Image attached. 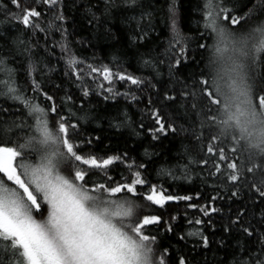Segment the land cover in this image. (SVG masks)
<instances>
[{"label":"snow or ice","instance_id":"obj_1","mask_svg":"<svg viewBox=\"0 0 264 264\" xmlns=\"http://www.w3.org/2000/svg\"><path fill=\"white\" fill-rule=\"evenodd\" d=\"M102 3V11L96 9L101 11V17L92 12V20L100 22L101 18L107 20L111 17L116 7L115 0H102ZM121 3L124 11H135L139 6L138 0H121ZM176 7L175 3L171 4L169 14L173 20V52L177 46L179 52L169 61L174 87L163 93L165 106L180 102L186 111L191 108L195 115L205 117L199 120V128H192L191 135L198 141L202 140L205 127L211 130L219 123L229 128L234 126L239 134L238 140L247 138L252 141L255 136L252 146L264 151V127H261L264 126V59L261 58L264 54V23L246 32L230 30L242 26L243 21L257 14V9L264 11V0H256L243 15L233 14L235 9L226 6L223 0H204L201 8L204 31L198 40L214 38L211 46L212 74L205 76L201 71L199 76H185L184 79H180L178 74L181 58L185 65L189 63V42L175 29ZM43 8L54 12L57 20L65 21L62 0H0V13L5 16L0 24L14 21L28 31L44 30L37 23ZM57 28L61 30V26ZM65 32L66 29H63L62 36ZM109 32L106 30V37ZM147 35L148 32L141 27L140 34L133 39L143 41ZM196 47L201 50L209 48L204 42H197ZM64 48L67 50V44ZM8 55L29 59L27 74L31 78L33 96L29 98L23 92L16 82L15 69L8 66L5 56H0V74L4 77L0 79V97L23 105L35 120V128L33 135L15 147L0 144V264H170L169 248L159 245L158 251L157 235L147 232L150 227L161 225L163 217L156 214L137 216L139 205L136 200L163 209L169 202L191 201L192 196L168 194L163 186L158 187L147 178V165L136 164L127 152L100 155L94 151V140L99 141L100 138H82L80 132V121L87 120L88 116L76 117L74 111L62 114L63 104L61 109H57L53 95L45 91L33 76L37 68L30 59L34 53L27 42L16 37ZM192 62H195V57ZM144 63L150 65L151 61ZM83 64L84 61L76 59L74 55L69 56L66 61L68 71L64 75L80 88L84 97L89 96L91 91L85 87V82L91 80L97 83V78L100 81L97 87L104 93L105 100L131 96L133 101L139 102L131 89L121 93L114 85L124 82L138 90L148 85L145 79L125 72H114L107 65L97 67L87 64L85 71L84 67H80ZM40 94L51 102L47 109L34 103ZM67 100L73 101V97L68 95ZM189 101L192 103L189 104ZM198 102H203V107H199ZM148 105L151 106L149 118L154 125H158L148 129L154 141L159 140L160 135L166 137L169 131L176 132L172 124L166 127L160 109L153 105L151 98ZM67 106L71 108L73 105ZM7 112L8 109L0 108V113ZM218 113L222 114V118ZM50 116L56 120L54 129L50 127ZM95 119L100 117L96 116ZM140 127L145 125L141 123ZM18 130L24 129L20 127ZM238 140L234 138L230 142L228 151L232 153L231 157L225 155L224 147H219L218 159L226 162L222 178L226 184L237 186V191L231 192L232 197L238 195L239 185L243 183L264 203V157L255 167L245 164L240 160L235 146ZM220 141L221 138L212 135L206 153L215 154V146ZM37 144L43 151L38 161L29 162L26 155ZM145 155L148 153L145 152ZM203 163H207V160ZM119 166H123L127 175L122 172L118 179L110 173ZM215 172H222L219 163L215 164ZM159 174L173 175L171 170L164 168L160 169ZM257 174L260 175L258 181ZM145 188L147 191H142ZM217 198L213 196L212 200ZM249 198L252 199L251 196ZM253 204H256L255 200ZM188 206L197 208L194 204ZM200 211L204 216H210L219 209L205 206ZM244 218L245 211L238 210L236 218L224 227L227 233L232 226L240 225V231L246 237L257 240L256 245L242 248L236 264H264V212L257 225L250 221L245 225L242 222ZM194 222L197 225L204 223L200 219ZM164 223L166 231L172 232L171 223ZM208 223L211 225V220ZM188 235L199 236L202 247H209V237L202 232H190ZM179 239L184 240L185 237ZM176 264H187L186 257L178 256Z\"/></svg>","mask_w":264,"mask_h":264},{"label":"trees","instance_id":"obj_2","mask_svg":"<svg viewBox=\"0 0 264 264\" xmlns=\"http://www.w3.org/2000/svg\"><path fill=\"white\" fill-rule=\"evenodd\" d=\"M138 2L139 6L135 11H124L121 0H115L116 7L111 17L107 20L101 18V21L97 22L92 20L91 13L95 12L97 17H101L102 0H62L65 21L57 20L54 12L43 8V14L37 23L44 30L28 31L14 21L11 24H0V56H5L9 62L8 66L15 69L17 84L31 98L33 96L31 78L27 74L29 59L25 56L8 55L16 37L27 42L34 53L30 59L37 68L33 76L45 91L53 95L57 109H61L63 104L62 114L67 115L74 111L76 117L88 116L87 120L81 119L80 132L82 138H100L99 141L94 140V151L100 155L104 153L119 155L127 152L129 158L136 164L147 165V178L158 187L163 186L168 194L192 196L191 201L169 202L163 209L150 206L143 200H136L139 205L136 209L137 216L156 214L163 217L161 225L152 226L147 232L157 235L158 251L159 245L169 248L170 264H176V258L180 255L186 257L187 264H236L242 254V248L256 245L257 240L246 237L240 231V225L232 226L231 231L227 233L224 227L230 220L236 218L238 210L245 211V218L242 221L245 225L249 221L257 225L264 212V203L260 202V198L250 188L241 183L238 195L232 197L231 192L237 191V186L226 184L222 178L226 170V162L218 159L219 147H224L225 155L231 157L232 153L228 151L231 147L230 142L234 138L238 140L239 134L235 132L234 126L229 128L218 123L211 130L205 127L202 140L198 141L191 135L192 128L193 126L199 128V120L205 117L195 115L191 108L186 111L180 102L165 106L166 102L162 99L164 91L174 87L169 72V61L179 52L178 46L173 52L175 42L173 20L169 14L171 4L175 3L177 6L175 29L185 41L189 42V63L185 65L181 58L179 78L199 76L201 71L205 76L212 74L211 46L214 38L207 41L198 40L204 31L201 12L204 0H138ZM223 2L226 6L235 9L233 14L243 15L253 7L256 0H223ZM97 8L101 11H96ZM4 20L5 16L0 13V21ZM261 23H264V11L257 9V14L243 21L242 26L230 30L246 32ZM57 26H61V30H58ZM141 27L148 32L147 37L143 41L134 40L133 37H138L140 34ZM63 29H66V32L62 36ZM106 30H110L107 37ZM197 42L207 43L209 48L198 49ZM65 44L67 50L64 48ZM71 55L84 61L80 67H84L85 71L87 64L97 67L107 65L114 72H125L145 79L148 85L142 90L124 82H117L114 85L121 93L131 89L139 102L133 101L131 96L128 98L117 96L105 100L104 93L97 87L99 78L97 83L91 80L85 82V87L91 91L89 96L84 97L80 88L64 75L68 71L66 61ZM114 57L118 59L114 60ZM193 57H195L194 63ZM261 58L264 59V54ZM146 60L151 61V64L146 65L144 63ZM3 78L0 74V79ZM68 95L73 97L74 103L67 100ZM149 98L153 101V105L160 109L166 127L172 124L176 132L169 131L166 137L160 135L159 140L152 139L148 129L158 125H154L149 118L151 107L148 105ZM34 103L47 109L51 102L40 94L37 95ZM68 104L73 106L69 108ZM198 106L203 107V102H198ZM0 108L8 109L7 113H0V144L7 143L8 146L15 147L23 143L26 137L33 135L35 120L28 115L23 105L0 97ZM96 116L100 119H95ZM218 116L222 118V114L218 113ZM49 123L54 129L55 117L50 116ZM141 123L145 127L141 128ZM20 127L24 130L19 131ZM212 135L221 138V141L215 146V154H207L206 148ZM254 142L245 138L238 140L235 145L240 160L252 167L264 157V151L252 146ZM42 151L41 146L37 144L33 151L27 153L26 159L29 162H36ZM145 152L148 155H145ZM204 160H207V163H203ZM217 163L222 169L219 174L215 172ZM161 168L166 171L171 170L173 175H160ZM122 172L127 175L123 166H119L113 168L110 174L119 179ZM256 179L257 181L260 179L259 174ZM142 191L146 192L147 189ZM213 196L218 198L213 201ZM250 196L252 199L249 198ZM253 200L256 201L255 205ZM190 204L197 205V208L189 207ZM205 206L215 207L219 211L204 216L200 208ZM173 216L176 217L175 220L172 219ZM196 219L203 220L204 223L197 225L194 222ZM190 220L193 223H189ZM209 220L211 225L208 223ZM164 221L171 223L172 232L166 231ZM190 232H202L207 235L210 240L209 247H202L199 236H190L188 235ZM181 236L185 239L180 240Z\"/></svg>","mask_w":264,"mask_h":264},{"label":"clouds","instance_id":"obj_3","mask_svg":"<svg viewBox=\"0 0 264 264\" xmlns=\"http://www.w3.org/2000/svg\"><path fill=\"white\" fill-rule=\"evenodd\" d=\"M261 127H264V126H261ZM253 140H254V141L256 140V137H255V136L253 137Z\"/></svg>","mask_w":264,"mask_h":264},{"label":"rangeland","instance_id":"obj_4","mask_svg":"<svg viewBox=\"0 0 264 264\" xmlns=\"http://www.w3.org/2000/svg\"><path fill=\"white\" fill-rule=\"evenodd\" d=\"M39 157L36 159L38 161Z\"/></svg>","mask_w":264,"mask_h":264}]
</instances>
